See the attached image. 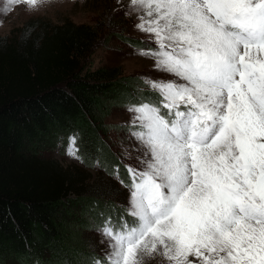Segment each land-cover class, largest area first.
Returning a JSON list of instances; mask_svg holds the SVG:
<instances>
[{
  "label": "snow or ice",
  "instance_id": "1",
  "mask_svg": "<svg viewBox=\"0 0 264 264\" xmlns=\"http://www.w3.org/2000/svg\"><path fill=\"white\" fill-rule=\"evenodd\" d=\"M125 14L157 45L138 54L177 80L142 78L162 100L125 105L144 150L120 181L133 219L97 225L107 247L89 264H264V0H129ZM79 151L70 136L65 154Z\"/></svg>",
  "mask_w": 264,
  "mask_h": 264
},
{
  "label": "trees",
  "instance_id": "2",
  "mask_svg": "<svg viewBox=\"0 0 264 264\" xmlns=\"http://www.w3.org/2000/svg\"><path fill=\"white\" fill-rule=\"evenodd\" d=\"M12 32L0 39V264H89L98 251L84 232L133 218L85 189L83 173L43 154L75 136L84 165L119 171L105 119L114 107L159 97L118 68L86 66L95 27L36 19Z\"/></svg>",
  "mask_w": 264,
  "mask_h": 264
},
{
  "label": "rangeland",
  "instance_id": "3",
  "mask_svg": "<svg viewBox=\"0 0 264 264\" xmlns=\"http://www.w3.org/2000/svg\"><path fill=\"white\" fill-rule=\"evenodd\" d=\"M129 0H45L35 9H30L26 4L19 5L9 3V0H0V39L10 38L18 35L12 32L24 25L28 20L41 19L51 25H60L70 21L76 25H89L95 27L99 33V40L95 44L93 52L86 59L88 68L94 70L98 67L118 68L124 76L150 78L154 81L177 80V78L166 72L156 70L154 60L138 54V48L123 39L137 40L145 42L153 49L157 47L154 37L146 32H141L135 27L138 23L135 14L126 15ZM123 39H122V38ZM183 82V81H178ZM146 91L154 92L144 85ZM162 100V97H159ZM161 112L168 111L159 103ZM163 110V111H162ZM133 113L126 111L125 105L114 107L110 115L105 119V123L111 130L106 135L105 143L109 146L111 153L117 159L120 170H108L96 163L91 167L84 165V162L73 159L65 154V146L68 140L60 149L54 148L51 152L44 153L45 159H53L64 168H72L83 173L85 182L84 188L90 193H100V195L113 199L125 210L128 205L129 192L121 184L131 182L127 166L139 169L140 164L137 157L143 156V149L139 141L130 135L129 126ZM48 152V153H47ZM123 173V174H122ZM95 228L89 232H84L87 241L95 245L98 256H103V251L107 247L106 243H101V235ZM143 264H168L167 260L159 254L145 256Z\"/></svg>",
  "mask_w": 264,
  "mask_h": 264
}]
</instances>
